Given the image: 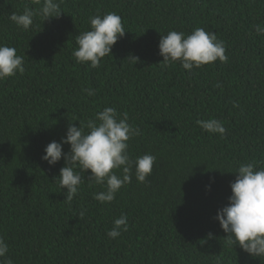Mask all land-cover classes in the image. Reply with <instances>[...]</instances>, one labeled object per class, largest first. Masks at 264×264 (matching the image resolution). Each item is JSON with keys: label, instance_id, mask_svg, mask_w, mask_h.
<instances>
[{"label": "trees", "instance_id": "16d2710c", "mask_svg": "<svg viewBox=\"0 0 264 264\" xmlns=\"http://www.w3.org/2000/svg\"><path fill=\"white\" fill-rule=\"evenodd\" d=\"M39 6L0 0V43L24 55L25 66L0 81V237L13 264H264L229 247L214 219L231 195L229 171L252 161L264 167V35L255 31L264 27V0H62L59 18L35 16L27 31L9 19ZM108 12L121 17L125 35L98 68L77 63L75 37ZM198 27L224 42L228 61L165 67L160 36ZM104 107L127 112L140 129L129 153L155 155L152 173L145 183L133 175L111 203H100L94 194L104 188L90 186L88 170L67 202L54 179L64 160L49 166L44 148L65 136L70 120ZM210 118L223 122L222 137L196 123ZM121 214L128 230L111 239Z\"/></svg>", "mask_w": 264, "mask_h": 264}, {"label": "clouds", "instance_id": "9594fccd", "mask_svg": "<svg viewBox=\"0 0 264 264\" xmlns=\"http://www.w3.org/2000/svg\"><path fill=\"white\" fill-rule=\"evenodd\" d=\"M62 0H37V9L25 7L22 13L13 12L9 19L20 29L27 31L35 16L43 21L59 18ZM90 30L75 37L77 48L72 52L79 64L88 63L98 68L102 58L111 55L112 47L125 35L122 19L115 12L97 14L89 18ZM146 30V29H145ZM144 30V31H145ZM257 34L264 35V27L256 26ZM144 33V32H143ZM159 55L165 67L179 62L185 70L200 68L217 60L228 61L225 44L217 38L215 32L204 28H195L191 33L170 30L161 35L158 43ZM134 64L138 57H128ZM25 72L24 55H18L15 47L0 43V81ZM216 87H221L219 82ZM87 95H95L94 89H86ZM233 106H237L235 103ZM79 120V126L71 121ZM128 113H120L115 107H104L92 118L70 120L65 136L59 142L51 141L41 156L49 166H54L63 158L57 179L60 190L66 189L65 199L71 202L78 195L85 182L84 173L90 170L87 180L101 185L104 190L94 194L100 203H111L116 194L125 185L131 183L133 175L138 183H145L151 175L156 156L150 153L133 158L129 153V141L141 134L138 127L128 122ZM197 125L209 134L221 137L226 128L218 119L197 120ZM69 145V151L63 152V145ZM234 181L230 182L231 195L228 203L217 210L214 217L220 228L226 233L225 243L229 247L238 245L251 257H264V167H258L256 161L241 163L234 171ZM210 187V186H209ZM84 212L79 213L83 218ZM128 217L121 214L113 220L106 235L115 239L128 230ZM212 239L213 234H207ZM9 245L0 237V264H13L7 255ZM219 264V258H218Z\"/></svg>", "mask_w": 264, "mask_h": 264}]
</instances>
